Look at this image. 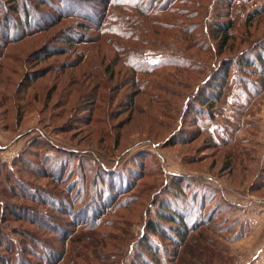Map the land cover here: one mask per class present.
Returning <instances> with one entry per match:
<instances>
[{"label":"rangeland","instance_id":"374dc122","mask_svg":"<svg viewBox=\"0 0 264 264\" xmlns=\"http://www.w3.org/2000/svg\"><path fill=\"white\" fill-rule=\"evenodd\" d=\"M46 1L18 0L16 14L0 2V259L136 264L160 204L189 211L188 225L210 219L199 230L226 264H264V0L176 3L184 16L152 18L171 29L120 12L128 39H100L88 15L104 13L105 0ZM218 22L232 24L225 44L211 39ZM132 57L187 69L140 74ZM111 183L100 212L99 185ZM173 243L161 240L163 261Z\"/></svg>","mask_w":264,"mask_h":264},{"label":"trees","instance_id":"16d2710c","mask_svg":"<svg viewBox=\"0 0 264 264\" xmlns=\"http://www.w3.org/2000/svg\"><path fill=\"white\" fill-rule=\"evenodd\" d=\"M4 1V0H3ZM13 3V7H11L9 10L13 13L16 14L19 10L17 8L16 2L18 0H8ZM57 3L62 5V2H80V1H75V0H56ZM231 1V0H230ZM1 2V0H0ZM46 0H40V5H45ZM176 3L179 4H188L189 2L186 0H105V4L107 7L106 11L104 13L99 14V15H88V17H93L94 23L96 26H92L98 29L99 31V37H119L122 38L125 35L124 38L128 39L133 32L132 31H127L125 27H123L124 20H128L129 16H122L121 13H136L139 17L142 19L148 21L151 26H162V28L165 29H171V27H166V25H162V23H159L156 20H152L153 17L160 18L162 16L160 15H168L169 17L171 15H183L180 10H178L176 7H173L172 5H175ZM108 8L118 11L119 14H121L120 18L117 20L115 19L114 15L112 14L113 12L110 11L108 12ZM22 11L24 13V17H28L27 10L25 7H22ZM121 12V13H120ZM185 13V12H184ZM70 13L65 11V12H59L58 15L64 16V15H69ZM118 14V15H119ZM196 13H192L191 16H187L186 18L193 17ZM5 15H3L4 17ZM81 16V15H77ZM184 16V15H183ZM182 16V17H183ZM85 18L83 16L79 18L83 19H90L91 18ZM95 17H98V19ZM195 17V16H194ZM4 27L7 25L8 21L10 20L8 16L4 17ZM154 19V18H153ZM161 19V18H160ZM122 20V22H120ZM153 21V22H152ZM93 22V21H92ZM117 23V25H116ZM152 23V24H151ZM27 26V22L24 24ZM81 26V25H80ZM14 27V26H13ZM15 28V27H14ZM183 28V27H182ZM152 29V28H151ZM184 29V28H183ZM36 30V29H35ZM33 30V31H35ZM38 30V29H37ZM147 30H149L147 28ZM31 31V32H33ZM146 29H141V34L145 33ZM232 31V24L231 22H227V24L220 23L215 24L213 26V29L211 30V39L216 40L219 43H227L228 41L232 40V35L230 34ZM146 34V33H145ZM23 34H20L22 36ZM98 37V38H99ZM16 38V37H15ZM14 39V38H12ZM125 39V40H126ZM80 41V39H79ZM68 42H71V39L68 40ZM260 52L263 53L264 49L260 48ZM261 53L258 55L257 58V63L258 66H260V72L261 74L264 75V57L261 55ZM130 67L134 71H139L140 74H146L151 71H154L155 69L159 68V66L162 65H174V66H181V68L187 69L184 64V62L181 59H176L173 58L171 60H168L166 62H162L158 65L156 64H146L142 61H140L138 58L130 59V62L128 61ZM243 64V63H241ZM244 66V71L245 72H255V68H251L249 64L245 63L243 64ZM254 69V70H253ZM216 83L213 82V85ZM212 88V89H211ZM215 86L210 87V92L215 93ZM212 93H209L213 95ZM132 99L129 101V104L131 105ZM208 100H205L204 97H200L198 104L200 105V109L202 105L207 103ZM21 158L23 156H19L18 158L15 159L14 164L16 162H20ZM62 162H59L58 166H60ZM55 165V164H54ZM52 169L53 167H49ZM62 166H60V169ZM59 169V167H58ZM60 171V170H58ZM9 172V171H8ZM11 172V171H10ZM50 172V171H49ZM51 174V172H50ZM13 180L7 176L6 178V184L9 187H14L12 182ZM22 187L24 189L27 188L28 185H26L24 182L19 181ZM17 183V182H16ZM26 186V188H25ZM99 195L96 196V204H94L93 207H96L95 209L101 212L102 209V203L107 202L108 198H110L114 194V190L116 186L114 184H109L108 188L103 187L102 184L99 185ZM28 189V188H27ZM34 190V189H33ZM32 190V191H33ZM27 192V190H24ZM175 191V190H174ZM177 192V190L175 191ZM22 193V192H21ZM173 193V192H172ZM180 191L178 190V195L180 196ZM24 194V193H22ZM35 192L33 191L32 193H29V195L32 197L34 196ZM102 194V195H100ZM174 196L177 195L173 193ZM28 195V194H27ZM192 202L194 203L195 201ZM92 201V198L90 202ZM59 202V201H58ZM89 202V203H90ZM93 202V201H92ZM88 203V204H89ZM82 205L80 206L83 211H85V207L88 205ZM96 205V206H95ZM80 208V209H81ZM174 211L178 212V214H175V212L169 210V212L163 211L160 209V204L158 208V213L156 214V221L150 220L146 223L145 226V233H143L139 247H141V250L138 251L135 254V263L140 264V261L142 264H226L228 261V258H224L223 256L220 255V249L218 248V245L210 238L209 236H204L203 231H200L202 227L207 226L206 224L210 223V219L205 220H200L198 219L197 221L191 222L189 225L186 223V221H192L191 218V213L187 210H179V208L175 205ZM171 211V212H170ZM182 211V212H181ZM107 210L105 209V213ZM13 215V214H12ZM17 217V216H16ZM210 217L209 215L207 218ZM178 224L177 226H174V224ZM166 224V226H165ZM169 226V227H168ZM178 238V242L173 243L176 241ZM161 240H167L175 245V249H173L172 256L168 258V261L163 259L165 258V253L166 251L164 250L163 246L161 245ZM9 249V243L6 246V250ZM184 248L185 252L183 253L181 250ZM183 250V251H184ZM161 251L163 253H161ZM161 254V261L158 257H160ZM1 264H7V261L0 259Z\"/></svg>","mask_w":264,"mask_h":264}]
</instances>
